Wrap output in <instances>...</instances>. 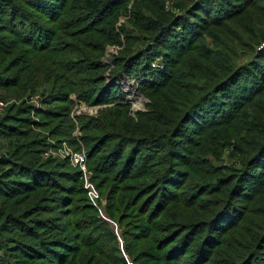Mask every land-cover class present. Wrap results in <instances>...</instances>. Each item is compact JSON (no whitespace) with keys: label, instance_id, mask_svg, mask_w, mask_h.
Here are the masks:
<instances>
[{"label":"trees","instance_id":"trees-1","mask_svg":"<svg viewBox=\"0 0 264 264\" xmlns=\"http://www.w3.org/2000/svg\"><path fill=\"white\" fill-rule=\"evenodd\" d=\"M166 1L175 2L178 14L165 11ZM130 2L134 8L129 23L142 33L134 37L140 47L135 51L129 48L124 56H121L124 52L120 53L114 68L102 67L104 49L120 45L116 35L117 18L120 8ZM16 3L0 0V15L8 17V30L4 31L15 37H0L1 55L23 44L31 47L30 53H38L36 60L42 63V70H47L50 60L40 56V52L51 55L58 50L51 48L50 42L67 31L69 21L63 19L68 17L82 24L84 35L79 39L89 36L88 42L75 39V43L87 44V47L92 41L98 43L99 51L83 52L94 60L86 66L85 70L90 73L82 85L78 84V90L65 92L72 81L68 72L66 76L61 72L55 77L49 73L48 83L54 88L56 101L68 100L74 93L81 104L114 106L101 114L103 134L100 136L90 137L94 133L91 123L96 124L95 118L81 116L76 121L84 133L85 145L93 142L88 152L89 159L95 162L93 171L112 173V167L118 166V160L128 154L117 179L120 186L112 190L111 199L122 209L138 205L142 216L146 217L143 220L135 213L138 215L135 219L140 220L137 237L147 238L141 248L145 258L152 262L162 258L163 264H197L199 261L198 264H208L210 258L218 256L222 258L221 264H260L257 258L264 252V0H16ZM70 11H79V14L74 18ZM48 22L52 25L50 28H47ZM230 23L232 27H241L246 37V42L241 43L248 48L246 59L239 63L237 46H232V41L224 35ZM120 30L125 33L126 27ZM126 37L127 42L132 39L128 34ZM42 39L45 44L49 41V49H40L45 44L36 45V41ZM58 64L62 68L66 65L59 56ZM31 69L33 71V66ZM109 70L110 78L116 82L142 75L145 82L141 93L152 98L148 109L151 114L145 115L146 120L143 114H138L137 123L123 121L120 117L129 112L128 93L123 87L107 82L104 75ZM34 74L36 72L27 73L30 78L22 81L25 92L35 91L38 81ZM64 81L67 84H63ZM100 91L104 98H97ZM215 112L223 115L222 120L216 122L198 147L195 146L193 157L192 144L190 149L185 146L188 142L184 141L189 139L184 129L192 125L189 129L193 132L203 133L214 124ZM2 123L3 120L0 126ZM7 128L16 134V142L0 141V150L6 149L5 143L9 144L10 157L15 159L3 157L0 160L4 165L0 194L6 199L1 212L6 222L16 220L25 231H31L6 207L9 199L23 192L40 193L41 189L50 187L53 175L47 173L50 172L47 165L51 160L29 157L26 153L18 156L23 147L36 141L28 142L25 137L28 134H21L23 132L13 126L7 125ZM113 129L117 130L112 132ZM17 135L23 142L18 141ZM112 137L114 139L110 140ZM105 145H109V149L101 151ZM229 151L232 152L227 166L218 167L208 162L210 156L219 158L221 153ZM177 161L193 169L204 164L208 170L195 175L200 181L197 182L196 177L186 174L188 171L174 173ZM174 174L175 181H171ZM56 185L55 181L53 189ZM165 185L176 191H169ZM187 185L196 188L199 194L190 199L180 197L182 186ZM89 190L84 188L90 203ZM157 191L162 192V196H158ZM69 194L76 197L74 189H70ZM240 200L246 201L250 209L237 215L238 207L234 203ZM241 221L246 224L237 229ZM201 233H205L208 241H200ZM217 233L221 235L215 236ZM90 234L88 229L83 232L85 242ZM224 234L229 240L228 249L219 238ZM12 247L0 236V264H15L10 256ZM219 247L225 248V252L218 253ZM159 248L162 257L153 254ZM131 252L129 249L128 254ZM68 256L66 251L57 260ZM121 261L122 264L127 262L123 258Z\"/></svg>","mask_w":264,"mask_h":264},{"label":"rangeland","instance_id":"rangeland-1","mask_svg":"<svg viewBox=\"0 0 264 264\" xmlns=\"http://www.w3.org/2000/svg\"><path fill=\"white\" fill-rule=\"evenodd\" d=\"M4 1L9 4H17L16 0ZM118 1L119 0H117V2ZM132 4L133 2L125 3L120 8L121 11L116 24V35L119 38L120 45H109L104 49L100 60L102 67L114 68V62L120 57V53L124 52L121 55L124 56L129 48H133L135 51L140 47V44L135 43L134 37L140 36L142 33L129 23L132 21V12L134 8ZM174 5V1H166L164 7L165 11L178 14V11L174 9ZM124 7L126 8L124 9ZM70 13L75 15L72 16L75 18L78 16L79 11H70ZM143 13L146 16H150L146 11H143ZM7 18L8 17L2 14L0 15V37L8 36L15 39L8 31H4L8 30L6 26ZM63 20L64 22L69 21L67 31L65 30L60 35H57L56 40L50 42L52 43L51 48L58 50L51 55L47 52H40V56L50 60L47 64V70L44 68L43 70L41 69L42 65L40 64L42 63H38L36 60V54L38 53H30L32 49L29 46L20 44L15 47L17 49L13 51H7V53L3 55L0 53V63H2V66H0V122L3 120V125L0 126V141L3 142V140H5L7 143L10 141L16 142V134L9 131L7 125L13 126L18 131L23 132L21 134H28L25 135V137L28 138V142H30L31 139L36 142L28 147H23L22 151L18 153V156L26 153L29 157L34 156L36 158L41 157L42 160H51V163L47 165L50 172L47 173L53 175V177H51L52 183L49 185V188L41 189L40 193L23 192L22 195H17L13 199H9L11 201H8L9 205L6 207V210L19 216L20 223L29 226L31 231H25L21 228L19 223H16V220H14L15 222H6L1 212L4 211L2 205L6 199L5 196H1L0 194V236L6 241L7 245L13 246L10 250V256L12 262L14 261L15 264H122V258L125 262L127 261L126 264H163L164 260L162 258L159 261L152 262L141 253V248L146 244L147 238L137 237V233L139 232L137 228H139L140 220L137 221L135 219L138 217L135 213L138 212L141 216L143 215V213L140 212L139 206H131V208L129 206L126 209H122L115 200L113 201V199H111L112 190L116 186H120L117 179L122 163L125 161L128 154L126 153L127 155L122 156L124 157L122 160H118V166L112 167V173L93 171L95 162L89 159L88 153L90 145H92L93 142L89 143L88 146L85 145L82 137L84 133H82L81 126L78 121H76L77 118L81 116L95 118L96 120L94 121H96V124L94 125L91 123L94 128L92 130L94 133H92L90 137H94L95 135L100 136L103 134V130L100 128L101 114L114 106L81 104L78 103L79 99L77 94L74 93L70 94L68 100L56 101L54 99V88L48 83L50 81L49 73H51L52 77H55L60 75L61 72L66 76L68 72L70 75L69 78H71L72 81L70 85L67 87L65 86V92H75V90L79 88L78 84L82 85V81L89 76L90 70L85 69L87 65H90L89 62L94 60L83 54V52L87 49L99 51L98 43L94 41L88 43L90 47H87V44L82 46L79 45V43H75V39L83 40L84 42H88L89 39V36L79 39L80 36L84 35V29L81 28L82 24L79 23L80 21L73 22L69 17ZM231 24L232 23L227 25L228 27L224 35L232 41V46H237V56L240 57L237 63H239L246 59L248 48H244L243 44H241L246 42V37L241 27L238 28L234 25V27H232ZM47 26V28H50L52 25L48 22ZM122 26L126 27L125 33H122L120 30ZM127 34L129 38H132L129 42H127ZM147 34L148 33H145V35ZM115 39L118 43V39ZM46 43L47 44H45L44 39L36 41V45L38 46L45 44L43 45L44 47L40 49H49V41ZM197 45L198 43L193 46L195 47ZM230 55L233 56L232 53H230ZM58 56L63 58L66 63L63 68L58 64ZM188 58L189 57L186 59ZM32 66L33 71L31 69ZM55 66H57L58 69H56ZM67 66H69L68 69ZM164 67L165 64L162 66V70ZM50 68L55 69V71L52 72ZM77 70L79 71L73 73V71ZM22 71L24 72L20 73ZM33 72H36L34 76L37 78L38 84L35 85V91L25 92L22 81L24 78H30V76L26 75L27 73ZM104 76L107 82L123 87L122 89L128 93L127 100L130 107L127 115L122 114L120 116L123 121L133 120L137 123L138 114H143L144 118L146 114H151L148 109L151 105L150 99L152 98L149 97L150 99H148L145 94L141 93L143 82H145L144 78H141L142 75L137 77L132 75L131 77L124 78L122 82H116L114 79L112 80V78H110V70L106 72ZM6 80L13 81L14 83H9L10 85H7L8 83H3ZM149 80L150 79H148V81ZM63 84H67V82L64 81ZM99 93L97 94V98L101 96L104 98L102 91ZM25 107L28 108L23 112L20 111L21 108ZM204 114L206 115V113ZM5 116L8 118H5ZM222 116L223 115L220 116L219 112H215V120L212 121V117L209 114V118L214 124L206 128L203 133L202 131L196 132L195 130L193 132L189 129L192 125H188V127L184 129L189 139L188 141H184L188 142L185 146H187V149H190L192 144V149L194 151L191 150V153L194 155L193 157H195V146L198 147L202 143L205 135L212 129L216 122L222 120ZM238 128L239 127H237V130H239ZM116 130L117 129H113L112 132ZM19 136L20 135H17L18 141L23 142L24 139H21ZM113 139L114 137L110 140ZM91 140L92 139H90V141ZM7 143H5L7 150H0V160L3 157L7 159L11 158L9 154L10 147ZM111 144L113 145L114 142ZM108 146L105 145L101 151L109 149ZM232 151L221 153L219 158L210 156L208 162L218 167L227 166L228 163H230L228 157ZM77 155L85 159L84 167L77 164ZM15 156L18 157L17 155ZM139 158L138 156L137 161ZM11 159L14 160L15 157ZM177 163L174 165V173L180 174L188 171L189 173L186 174L191 178L196 177L195 175L198 173L201 174V172L208 170L204 164L196 167L197 169H193L194 167ZM3 167L4 165L0 164V175L4 171ZM175 176L176 174L171 175L170 180L175 181ZM81 180L84 182L85 189H90L87 188V184L92 185L90 203L84 192ZM196 180L200 182L197 177ZM55 181L57 185L53 189V183H55ZM165 186L169 191H176V189H171L170 185ZM182 187L184 189H182L183 193H180V197L190 199L192 195L197 196L199 194V191L192 186L190 187L187 185ZM70 189H74L76 197L69 194ZM125 189L126 188L123 190ZM157 193L158 196H162V192L157 191ZM234 205L238 207L236 211L237 215L240 212L243 213L245 210V212H249V204L244 200L236 201ZM83 216L87 218L85 219ZM246 216V213H244V217ZM142 219L145 220L146 217L142 216ZM245 224V221H241L237 229L245 226ZM50 228L58 229L51 230ZM87 229L91 230V234L90 238L85 242L83 239V232ZM42 231H44L43 234H41ZM223 231L224 230H222V232ZM32 232H35L37 235H33ZM219 235H221V233ZM219 235L217 233L215 236L218 237ZM134 236H136L135 239L133 238ZM219 238L226 245L227 249L230 248L228 237L225 234ZM194 240L196 241V237ZM200 241H208L205 233H201ZM129 249L132 250L131 254H128ZM116 250L119 251L117 255L115 254ZM66 251L69 256L57 260L61 253H65ZM217 252L224 253L225 248L219 247ZM261 253L263 254L257 259L260 264H263L264 260L261 262L259 258H264V252ZM153 254L160 255L161 257L163 256L161 255L160 248L155 249ZM221 262V257L213 256L209 259L208 264H221Z\"/></svg>","mask_w":264,"mask_h":264},{"label":"built area","instance_id":"built-area-1","mask_svg":"<svg viewBox=\"0 0 264 264\" xmlns=\"http://www.w3.org/2000/svg\"><path fill=\"white\" fill-rule=\"evenodd\" d=\"M263 46H264V44H263ZM76 162H77V164H79L80 166H85V159L82 157V156H80V155H77L76 156ZM87 188H90V196H92V185H89V184H87Z\"/></svg>","mask_w":264,"mask_h":264}]
</instances>
